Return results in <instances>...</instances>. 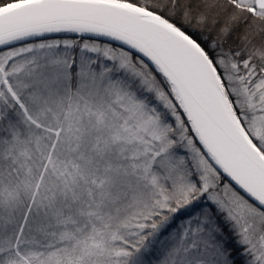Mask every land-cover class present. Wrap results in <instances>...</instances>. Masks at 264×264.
Listing matches in <instances>:
<instances>
[{"label": "snow or ice", "instance_id": "1", "mask_svg": "<svg viewBox=\"0 0 264 264\" xmlns=\"http://www.w3.org/2000/svg\"><path fill=\"white\" fill-rule=\"evenodd\" d=\"M243 252L264 264V0H0V264Z\"/></svg>", "mask_w": 264, "mask_h": 264}, {"label": "trees", "instance_id": "2", "mask_svg": "<svg viewBox=\"0 0 264 264\" xmlns=\"http://www.w3.org/2000/svg\"><path fill=\"white\" fill-rule=\"evenodd\" d=\"M48 39H67V40H77L79 41L81 38L77 36L76 34H58L52 37H48ZM84 39L94 41L96 43H99L101 45L104 44H115V42L108 41L106 39L100 38V37H84ZM103 63V61H101ZM186 221L185 217H180L179 219H175L172 225L173 232L176 231L177 228H179L184 222ZM227 235V233H226ZM229 243L231 244L232 241L229 239ZM237 260H242L243 264H249V261L251 260V257L247 255L246 252L241 253L239 256H237Z\"/></svg>", "mask_w": 264, "mask_h": 264}, {"label": "water", "instance_id": "3", "mask_svg": "<svg viewBox=\"0 0 264 264\" xmlns=\"http://www.w3.org/2000/svg\"><path fill=\"white\" fill-rule=\"evenodd\" d=\"M100 38H103V37H100ZM103 39H106L107 40V38H103ZM116 43V42H115Z\"/></svg>", "mask_w": 264, "mask_h": 264}, {"label": "rangeland", "instance_id": "4", "mask_svg": "<svg viewBox=\"0 0 264 264\" xmlns=\"http://www.w3.org/2000/svg\"><path fill=\"white\" fill-rule=\"evenodd\" d=\"M185 222H186V221H185ZM185 222H184V223H185ZM184 223H183V224H184ZM183 224H182V225H183Z\"/></svg>", "mask_w": 264, "mask_h": 264}]
</instances>
